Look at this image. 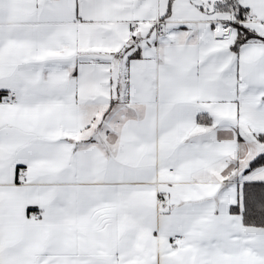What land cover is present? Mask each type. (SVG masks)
<instances>
[{"label":"snow or ice","instance_id":"snow-or-ice-1","mask_svg":"<svg viewBox=\"0 0 264 264\" xmlns=\"http://www.w3.org/2000/svg\"><path fill=\"white\" fill-rule=\"evenodd\" d=\"M0 264H264V0H0Z\"/></svg>","mask_w":264,"mask_h":264}]
</instances>
